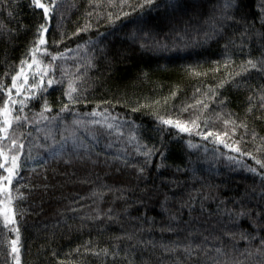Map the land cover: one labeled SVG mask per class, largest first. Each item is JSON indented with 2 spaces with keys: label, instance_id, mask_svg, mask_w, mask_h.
<instances>
[{
  "label": "trees",
  "instance_id": "16d2710c",
  "mask_svg": "<svg viewBox=\"0 0 264 264\" xmlns=\"http://www.w3.org/2000/svg\"><path fill=\"white\" fill-rule=\"evenodd\" d=\"M138 2L57 0L46 19L32 0H0V105L21 60H31L41 25L47 29L41 47L48 51L37 59L57 81L26 100L39 76L25 64L29 80L19 77L24 94L17 97L12 89V99L25 100L24 111L16 105L13 115L33 122L13 121L9 130L24 149L11 200L0 192V264H264V252L257 251L264 222L257 227L247 216L234 221L223 212L225 206L240 211L241 201L264 209V72L246 63L264 52V0H235L228 9L234 19L217 24L210 39L204 37L209 17L227 0H188L196 11L189 7L173 18L163 7L132 12L128 4ZM121 8L130 15H121ZM109 13L119 18L110 22ZM215 14L219 19V9ZM139 15L146 21L142 31L129 22ZM69 82L79 102L65 95ZM45 100L48 120L39 115ZM169 117L198 127L189 123L190 132H179L162 123ZM209 130L228 132L221 138L241 151L201 134ZM52 136L61 143L68 138L64 155L53 158L40 147L51 145ZM145 145L165 156L153 155L140 174ZM0 147L7 153L10 139L0 140ZM29 149L35 159L28 158ZM165 194L168 211L161 207ZM6 211L15 213L14 223ZM242 232L254 239H242ZM205 238L207 251L199 258L186 259L182 247L167 250L174 242L195 246Z\"/></svg>",
  "mask_w": 264,
  "mask_h": 264
},
{
  "label": "snow or ice",
  "instance_id": "6c2138e0",
  "mask_svg": "<svg viewBox=\"0 0 264 264\" xmlns=\"http://www.w3.org/2000/svg\"><path fill=\"white\" fill-rule=\"evenodd\" d=\"M5 2L7 3V0H5ZM124 2V0H122V3ZM32 3L38 7L43 9L44 11V16L47 19L49 17V13L50 10L54 11L55 7L57 6V0H52V4L51 5H46L44 3L41 2V0H32ZM9 7H11V5H8ZM236 6L235 4V0H227V2L222 6V8L217 5L214 10H213V15L209 17V20L212 21V26H211V30L208 32L204 33V37L205 39H210L213 35H215L218 31L219 28L216 27L217 24H219V26L222 28L223 24L222 21L226 20V19H234L233 16H231L228 13V9L230 8H234ZM128 7L131 9L132 12H136L137 8L140 9L141 13H143L144 9L147 8L149 10L152 9H158L160 7H163L164 9V13L168 18H173L175 17L177 14H183L185 12H187L189 10V7H191L192 11H196L197 6L196 5H191L189 6L188 4V0H142V2H138L136 4H128ZM217 9H219V19H217L216 17V11ZM121 15L123 16H129L130 13L128 12H124L123 8H121ZM118 16H113V14L109 13V20L110 22H114L115 19H118ZM130 23L137 25V30L138 31H142V29L139 27L140 25H144L146 24V21L143 19L142 15L137 16L135 19H132L129 21ZM41 32H40V36H39V40L38 42L33 44V47L29 50L28 55H30L31 60H21V67L19 69L18 72H16L15 75L12 76V85L10 87H7L5 89L6 94H7V98L3 100L2 105H0V140L3 139H10L11 141V145L12 147L9 148L8 152L6 153L3 147H0V168L4 169L7 172L6 176H0V182H6V183H0V192H8V199L11 200V189H10V185L12 184L13 178L17 175V171L18 169L21 167L20 164V156H21V152L24 149V144L23 143H18V139L15 137H11L9 136V130L10 128H12L13 126V121L16 122L17 126H20L21 123H32V120H29V118L27 116H20V115H13L14 111H17V109L15 108L16 105H20V108L18 109V111L23 112L24 111V105H25V100H19V99H12V89L15 88L16 89V95L17 97H19L20 95H23L24 93H22L21 89L24 87V85L19 84L18 83V78L23 76L25 83L28 82L29 80V76L25 74V69H24V65L27 64L29 69H33V67H36V76H39V81L38 82H34L32 84L29 85V87L31 89H34L35 91L29 92L26 95V100L30 99L32 96L36 95V92L39 91H46L47 88L51 87L54 83H57V81L54 79V75L52 73L47 72V70L43 67H41L42 65V61H38L37 59V53L40 51H44L47 52V48H42L41 46L46 44V40H45V35L44 33L47 31L46 27L44 25L40 26ZM133 35H135V33H133ZM158 43V42H157ZM165 47H167L165 45ZM225 48H227V45H225ZM59 56V53L52 55V60L55 61L57 59V57ZM247 65L253 69H258L259 72H264V52L261 53V56L258 59H249L247 62ZM247 67L243 68V71H247ZM237 75H240L239 73H237ZM46 76L47 78V83L45 84V78ZM33 80H35V76L33 77ZM76 87L73 86L72 82H69L68 85V90L65 92V95L67 96L69 101L72 102H79L78 97H76L74 95V93L76 92ZM262 99H264V97H262ZM251 100V98H250ZM199 103V102H198ZM221 106H223L224 101H220ZM68 105L65 104L63 108H61V112H64L66 109H68ZM204 108H208V105H204ZM261 108H264V103L261 104ZM51 111L50 106L48 105L47 100H45L44 102V106L42 108L41 113L39 114L44 120H48L49 117L44 115L45 112H49ZM95 114V113H93ZM51 119L55 120L57 119L56 117H51ZM162 123L165 125H169V126H174L176 129L179 130V132L182 133H188L191 131V128L189 127V123H191L192 125L198 127L196 121H181L179 119L177 120H173L172 118H161ZM230 121L225 120L224 123L227 125ZM74 123L76 124H80L81 121H74ZM92 123H99V121H92ZM245 128L247 127L246 125H243ZM113 125L109 124L108 128H112ZM232 133L236 132V127H233L231 129ZM202 135L205 136V138L211 137V136H215V140L220 143L223 144L225 147H228L236 152H240L241 149L239 147H236L234 144H228L225 142V139H222L221 136H224L225 138L228 136V132H224V133H219L216 132L214 133L212 130H209L208 132L205 133H201ZM247 133H245L246 135ZM256 134L253 133V137L255 138ZM71 138L73 141L72 147L75 149L78 145H77V138L75 133L73 132L71 134ZM45 141H47L49 139V137L46 135L45 136ZM52 144L49 145L47 143L45 144H41L40 147L45 148L48 152L49 155H51L53 158L56 157H60L62 155L65 154V149H66V145H67V139L66 137H62V141H64L63 143L58 142L55 140V137L52 136ZM53 145H56L58 147L59 150H57V147H53ZM80 147H83V143L80 142L79 143ZM163 147V143H161V148ZM137 151H140V149L138 148ZM155 154H159L160 156L164 157L165 153L163 151H160V149H158L156 147V145H152V147H147V145L144 146V151H143V155H144V164L141 165L139 167V173L143 174L146 171V167L148 164L151 163V157ZM246 155H252L251 153H245ZM29 159H35L34 157L31 156V149H29V155H28ZM229 159H234L233 157H229ZM45 163H47V160L45 159ZM257 163H261V161H257ZM264 166V165H262ZM250 171L252 172H256V169H250ZM260 180L262 185H264V172H260ZM262 199H264V192H262ZM168 196L167 194H165V198L164 201L161 204V207L165 210L168 211L167 208V203H168ZM192 199H194V197L189 196V200L191 201ZM241 204V210L240 211H236L234 208H228L227 206L224 207L223 212L225 215H227L229 217V219L232 220H236L241 216H247L250 219H252V222L254 225H256L257 227H259V225L264 222V209H261V211L257 212L254 209L251 208H247L243 201L240 202ZM184 205H182L183 207ZM15 213H12V216H14ZM12 216H9L7 211L5 212V219L9 222V223H14V220L12 219ZM175 216H171L170 219H175ZM171 229V225H169V230ZM18 231V229H17ZM262 232H264V229H261ZM228 235H232V233H226ZM241 238L242 239H246L249 240V242H251L254 238L246 233H241ZM119 239V238H117ZM127 239L131 240L132 239V235L128 234L127 235ZM207 242V238H205V241L202 244H197L195 246H193L192 243H188V244H184L181 245L178 242H174L173 247L171 249H167L169 251H177L178 249H180L181 247L183 248V254L184 257L186 259H191L192 257H197L199 258L201 252H206L207 250L204 247V244H206ZM13 244V248L12 251L13 252H17V248L15 247L16 245V241L13 240L12 241ZM110 249L105 248L103 249V252L105 253V255H107V253L109 252ZM214 251L216 253H221L222 252V248H215ZM257 251L260 252H264V236L260 237V244L259 247L257 249ZM115 254V252H114ZM177 254H179L177 252ZM179 264V262H178Z\"/></svg>",
  "mask_w": 264,
  "mask_h": 264
},
{
  "label": "rangeland",
  "instance_id": "374dc122",
  "mask_svg": "<svg viewBox=\"0 0 264 264\" xmlns=\"http://www.w3.org/2000/svg\"><path fill=\"white\" fill-rule=\"evenodd\" d=\"M20 82H21V81H20V78H18V83L20 84ZM14 89H15V88H14ZM15 90H16V89H15ZM21 90H22V89H21Z\"/></svg>",
  "mask_w": 264,
  "mask_h": 264
}]
</instances>
